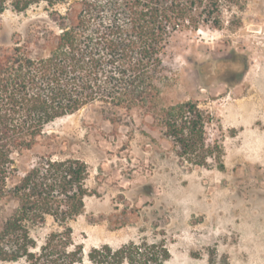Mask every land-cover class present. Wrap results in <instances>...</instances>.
<instances>
[{
    "label": "rangeland",
    "instance_id": "obj_1",
    "mask_svg": "<svg viewBox=\"0 0 264 264\" xmlns=\"http://www.w3.org/2000/svg\"><path fill=\"white\" fill-rule=\"evenodd\" d=\"M222 18V29L172 34L160 89L163 103L192 99L210 114L207 142L221 144L223 170L177 163L149 116L119 110L111 123L99 104L57 118L34 149L15 155L16 179L41 154L87 164L88 195L69 222L80 264H101L88 259L94 248L131 242L154 250L165 244L162 264H264V0H239ZM45 32L60 29L42 5L0 14L1 47ZM237 73L235 83L222 81ZM16 206L5 200L0 219ZM56 228L50 217L32 227L37 247Z\"/></svg>",
    "mask_w": 264,
    "mask_h": 264
},
{
    "label": "trees",
    "instance_id": "obj_2",
    "mask_svg": "<svg viewBox=\"0 0 264 264\" xmlns=\"http://www.w3.org/2000/svg\"><path fill=\"white\" fill-rule=\"evenodd\" d=\"M239 0H0V14L43 6L60 32L0 46V210L7 199L17 206L0 219V264H80L83 251L72 242L69 222L88 195L87 164L77 157L41 154L16 179L15 155L34 149L48 124L89 104H99L111 123L117 111L134 109L151 118L170 143L177 163L224 169L223 150L207 142L210 114L189 99L162 100L163 55L175 32L223 28V8ZM59 7L63 10L60 11ZM242 76L223 78L228 84ZM16 179V180H15ZM52 218L59 228L37 244L30 230ZM93 263L116 264L136 258L162 264L157 250L129 243L87 254Z\"/></svg>",
    "mask_w": 264,
    "mask_h": 264
}]
</instances>
